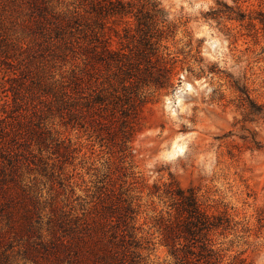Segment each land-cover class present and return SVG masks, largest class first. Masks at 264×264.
Wrapping results in <instances>:
<instances>
[{
  "label": "rangeland",
  "instance_id": "374dc122",
  "mask_svg": "<svg viewBox=\"0 0 264 264\" xmlns=\"http://www.w3.org/2000/svg\"><path fill=\"white\" fill-rule=\"evenodd\" d=\"M28 1L0 0V119L46 131L43 149L25 131L14 142L10 135L21 161L17 181L42 196L46 213L55 201L81 213L129 191L141 206L142 264H176L156 218L170 212L171 183L195 189L211 212L230 219L214 232L215 247L228 260L264 264V29L230 20L239 11L264 13V0H158L175 32L174 87L145 89L142 119L131 129L121 113L75 117L71 107L59 109L56 92L75 61L41 42L34 47L22 26L31 18ZM10 256L4 264H30Z\"/></svg>",
  "mask_w": 264,
  "mask_h": 264
},
{
  "label": "trees",
  "instance_id": "16d2710c",
  "mask_svg": "<svg viewBox=\"0 0 264 264\" xmlns=\"http://www.w3.org/2000/svg\"><path fill=\"white\" fill-rule=\"evenodd\" d=\"M26 5L31 18L22 26L34 47L41 42L53 52L61 51L66 63L75 61L68 85L63 83L56 92L60 96L49 87L53 97L62 99L59 109L71 107L75 117L80 111L98 116L97 111L104 110L113 119L121 113L131 129L142 119L145 89L174 87L177 60L168 43L175 32L158 0H29ZM234 14L230 20L248 19V27L254 29L257 22L264 29V13ZM9 118L0 119V156L10 166L7 170L4 161L0 163V264L10 252L30 264H142L147 247L139 237L138 200L125 191L81 213L64 211L56 201L46 213L42 196L15 178L21 161L9 143L10 135L14 142L25 131L43 149L46 131L25 130V122ZM167 194L170 212L156 218L154 227L176 264H252L241 256L228 260L215 247L214 232L226 230L230 219L211 212L195 189L171 183Z\"/></svg>",
  "mask_w": 264,
  "mask_h": 264
}]
</instances>
